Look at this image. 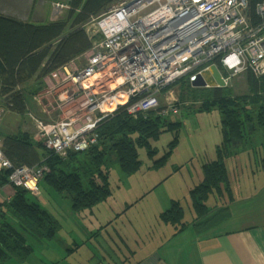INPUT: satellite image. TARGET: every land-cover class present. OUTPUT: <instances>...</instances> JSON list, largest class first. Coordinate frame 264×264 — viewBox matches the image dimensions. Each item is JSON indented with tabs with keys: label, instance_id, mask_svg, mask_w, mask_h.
I'll return each instance as SVG.
<instances>
[{
	"label": "trees",
	"instance_id": "16d2710c",
	"mask_svg": "<svg viewBox=\"0 0 264 264\" xmlns=\"http://www.w3.org/2000/svg\"><path fill=\"white\" fill-rule=\"evenodd\" d=\"M117 1L67 0L66 14L49 22L22 20L0 13V110L7 108L14 113H26L28 96L33 97L43 87L45 76L89 51L97 35L100 40L101 34L91 36L87 26ZM261 1L249 0L252 15L255 16L256 6ZM187 80V76L183 77L165 91L179 85L181 103L178 104L184 106V98L201 99V109L215 107L222 114L224 139L216 147L217 157L203 164L202 180L187 195L194 210L200 213L199 217H203L208 214L209 192H221L223 185L229 182L226 158L235 155L253 134L252 124L264 134V75L255 77L249 73V90L243 94H234L229 85L192 88ZM107 115L97 126L98 142L86 151H71L63 158L43 146L41 141H36L30 132L19 129L4 135V153L14 165L48 166L43 181L67 194L77 213L93 210L114 192L110 183L113 163H117L125 174H134L143 163L140 148H145L153 157L158 152L156 144L161 134L171 131L175 134L168 145L169 150L152 164L157 168L166 163L179 142V119L174 121L157 111L134 117L128 113L127 106ZM259 160L264 168V156ZM10 172L0 170V189L10 184ZM11 187V198L0 201V261H7L14 255L25 259L32 253L33 247L26 234L51 239L61 227L60 221L35 201L36 196L23 188ZM184 214L181 202L173 200L160 217L164 222L176 225L182 223ZM10 217L16 220H10Z\"/></svg>",
	"mask_w": 264,
	"mask_h": 264
},
{
	"label": "built area",
	"instance_id": "2783aa9c",
	"mask_svg": "<svg viewBox=\"0 0 264 264\" xmlns=\"http://www.w3.org/2000/svg\"><path fill=\"white\" fill-rule=\"evenodd\" d=\"M255 11L249 12V0H118L92 20L102 37L86 52L85 64L72 61L43 78L32 98L60 116L33 114V138L67 158L96 144L97 126L121 106L134 117L154 110L179 114L180 106L167 105L159 93L180 78L187 76L191 87L211 85L206 72L212 66L227 85L242 72L264 75V0ZM122 92L125 102L117 99ZM79 101L85 104L74 111ZM111 102L114 109L107 107ZM66 106L72 113H65ZM0 170H11L10 186L38 196L48 166L14 165L0 136Z\"/></svg>",
	"mask_w": 264,
	"mask_h": 264
},
{
	"label": "rangeland",
	"instance_id": "374dc122",
	"mask_svg": "<svg viewBox=\"0 0 264 264\" xmlns=\"http://www.w3.org/2000/svg\"><path fill=\"white\" fill-rule=\"evenodd\" d=\"M56 2L64 7L57 8L55 6ZM66 8L67 0H3L0 4V13L6 15L11 14L22 20L49 22L52 19L58 18L60 15H65ZM97 26L94 22L87 26L88 32L91 36H93V34H101V31ZM97 36L98 38L95 40V43L99 41V35ZM74 61L75 62L72 63L73 65L82 67L86 62V53L76 58ZM213 72L215 73V70H213ZM181 79L182 78L176 81ZM216 82L214 85L210 83L211 85L207 86L201 83L202 85L200 84L198 87H217ZM229 86L232 88L234 94L248 93V73L242 72L233 77L229 81ZM166 87L161 89L159 96L167 105H180L181 110L179 114L170 115V117L174 121L178 119L181 120V126L179 128V142L164 165L157 168L152 166L154 161L162 158L165 152L169 150L168 145L173 140L175 134L171 131H166L161 134L160 139L156 144L158 152H156L153 157L149 156L145 148H140V159L143 163L141 168L134 174H125L117 163H113L110 171V183L114 192L106 200L97 204L93 210L86 209L80 211V213H77L73 209L72 199L67 196V194L55 190L43 181V179L41 180V193L34 199L46 207L50 213L61 221L62 226H64V230L62 231V229H60L57 233V238L62 237L61 239L66 241L64 238L65 233L68 231L66 228L70 225L71 221H74V218H77L78 223L84 225L85 229L89 231V243H85L84 241L82 243L80 240L77 241V243L76 241L69 243V249L72 248L69 251L75 252L76 248L80 249L77 254H72L71 257L67 259L68 264L79 261L80 257H84L87 253L92 255V252L102 248L106 241H108L115 249H117V243L118 247L122 246L118 233H121L122 235L128 234V232L134 233V228L130 224L131 222H134L135 216L139 214L138 209H143V211L140 210L139 218L151 222L155 219L154 216L156 215V212L161 210V205L163 199H166V195L179 192L176 190V187H187L192 180L195 181L196 185L200 182L199 174L202 170L201 162L202 160L204 161V157L209 159L212 158L213 160L217 157L215 146L216 144H220L224 139L221 123L222 114L220 110L215 107L211 110L201 109V99L192 101L193 99H191V97L184 98L186 105L183 103L184 106H181V104H178V102L181 103V100L179 99V93L181 91L180 86L177 85L168 91H165ZM43 91L44 90L40 92ZM44 94L45 93H42V96ZM40 102L41 103L36 102L31 96H28V109L24 114L14 113L6 108L5 112L0 116V136L4 137V135L14 133L19 129L23 131H28L29 129V132L34 136L37 132V126L33 120V114L44 119H49L53 116L58 118V116H60L59 112L55 110L56 108L53 109L52 106H49L53 109L52 111L50 108L46 111L47 106L50 105L49 103L44 100H41ZM83 104H85L84 101H79L78 104H76V107H74V111H78L79 107ZM69 105L72 106L73 103ZM154 111L159 112L160 110ZM65 113H72L70 112V109H67V106L65 108ZM175 116L178 117L176 118ZM31 124H33V126L28 127L27 130L24 129ZM42 144L44 146L43 142ZM245 158L246 160L244 161V164H248V154L247 157L245 155L244 159ZM251 159L253 161L252 156ZM184 163L185 165L181 168L182 170L176 173H171L174 172V168L181 166ZM240 163L241 157L239 158L235 156L231 159L226 158V164L230 170H232L231 164L241 166ZM252 168L253 165L250 167V171ZM243 178L245 177L241 175L240 179ZM162 179L164 181L161 184L162 187L160 190L144 197L143 200L140 201L144 191L152 188V186H156L157 182H159L158 180L161 182ZM137 200H139L138 203H141L140 206L132 208V202H137ZM181 201L186 212L184 220H188L190 217L193 218L196 212L191 204L190 198H182ZM209 203L210 202L206 201L208 208ZM10 220L14 221L16 219L10 217ZM156 226V224H153L151 229L155 231ZM137 235H139V233H137ZM107 236L115 238L117 243L111 241V238L107 239ZM57 238L55 244L57 245V249L61 250L62 247L59 246ZM103 248L108 252H112V248H107L105 246ZM42 254H45V252ZM46 254L48 255L49 252H46ZM30 258H32V256ZM67 262L65 260L61 261L62 264H66Z\"/></svg>",
	"mask_w": 264,
	"mask_h": 264
},
{
	"label": "crops",
	"instance_id": "0c3cea01",
	"mask_svg": "<svg viewBox=\"0 0 264 264\" xmlns=\"http://www.w3.org/2000/svg\"><path fill=\"white\" fill-rule=\"evenodd\" d=\"M4 112L5 109L2 108L0 116ZM30 126L33 124L24 129L27 130ZM250 129L253 134L243 142L235 155L229 157L230 159L235 156L241 157V166L231 164L232 170L228 169L229 182L223 185V191L214 190L208 194L206 200L210 202L209 208L206 205L208 214L199 217L200 213L195 211L193 218L183 219L182 223L176 225L164 222L160 217V214L171 206L173 200H179L184 207L181 199H187L190 190L196 185L192 180L187 187H176L179 192L166 195L161 210L156 212L155 219L152 220L154 222L140 219V210L143 209H138L139 214L130 224L134 228V233L128 232L125 235L118 233L122 246L118 247L115 238L107 236V239L111 238V241L117 243V249L106 241L103 247L112 248V252L102 247L94 251L95 253L92 252V255L87 253L84 257L81 256L79 261L72 264H264V168L259 160L264 156V134L254 124ZM247 154L249 162L244 164L246 160L244 157L245 155L247 157ZM211 160L213 159L207 157L202 160L200 181L203 178V164ZM183 165L185 163L178 169L174 168V172L171 173L182 170ZM241 175L245 178L240 179ZM158 181L156 186L144 191L140 201L160 190L164 180ZM12 192L11 186L2 187L0 201L10 198ZM138 201L132 202L131 207L140 206L141 203ZM185 215L186 212L184 218ZM73 220L66 228L68 230L64 237L66 241L57 236L41 239L33 234H26L28 243L33 247L32 253L25 259H20L18 255L11 256L7 261L1 260L0 264H62V260L67 262V259L72 254H77L80 249L76 248L75 252L69 251L72 249H69L70 242L77 243L79 240L82 243L90 242L89 231L78 223L77 218ZM153 224L157 225L155 231L151 229ZM60 229L64 230L62 224ZM56 238L62 247L61 250L57 249ZM43 252L45 254H42Z\"/></svg>",
	"mask_w": 264,
	"mask_h": 264
},
{
	"label": "bare ground",
	"instance_id": "6f19581e",
	"mask_svg": "<svg viewBox=\"0 0 264 264\" xmlns=\"http://www.w3.org/2000/svg\"><path fill=\"white\" fill-rule=\"evenodd\" d=\"M211 73H210V71H207L206 72V78H207V80L211 83V84H215V79H214V72H213V70H214V68L213 67H211ZM111 86L112 87H114L115 86V83H111ZM117 99H119L120 101H127V99H128V97H127V95L125 94V93H121L120 94V96H119V98H117ZM107 107L109 108V109H114L115 108V102L113 103V102H111V104H108L107 105Z\"/></svg>",
	"mask_w": 264,
	"mask_h": 264
},
{
	"label": "water",
	"instance_id": "95a60500",
	"mask_svg": "<svg viewBox=\"0 0 264 264\" xmlns=\"http://www.w3.org/2000/svg\"><path fill=\"white\" fill-rule=\"evenodd\" d=\"M213 68L215 70L214 77H215V79H216V81L218 83V86L219 87H226L227 86V83H226V81H225V79H224L221 71L219 70V68L216 67V66L213 67Z\"/></svg>",
	"mask_w": 264,
	"mask_h": 264
}]
</instances>
